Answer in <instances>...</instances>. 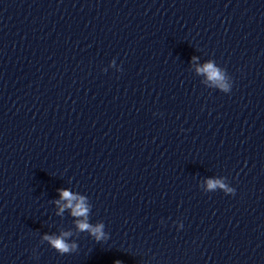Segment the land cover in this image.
<instances>
[{
	"label": "clouds",
	"instance_id": "clouds-1",
	"mask_svg": "<svg viewBox=\"0 0 264 264\" xmlns=\"http://www.w3.org/2000/svg\"><path fill=\"white\" fill-rule=\"evenodd\" d=\"M193 62L198 58L193 57ZM115 61H112V65ZM111 66V65H110ZM118 71H122L119 69ZM197 74L205 77V82L208 87L215 88L223 93H230L232 89V81L230 80L226 70L217 66L214 60H208L201 66L196 67ZM217 190L223 191L226 195L235 194V189L225 181L224 178H213L205 181V192H215ZM59 199L53 203L57 206V216H63L65 211H69L71 217L74 218L75 227L79 232L89 233L97 242L105 241L108 238V234L104 231V223H90L89 216L91 212V205L89 198L86 195H82L73 192L68 189H58ZM183 224H179V228H182ZM72 235L71 231H62L59 235L45 234L43 240L48 245L55 249L59 254H69L76 252L78 245L76 243H70L68 237ZM115 264H121V261H115Z\"/></svg>",
	"mask_w": 264,
	"mask_h": 264
}]
</instances>
